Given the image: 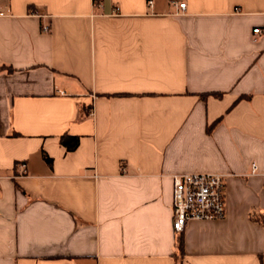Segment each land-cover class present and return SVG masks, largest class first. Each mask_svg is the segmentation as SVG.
Instances as JSON below:
<instances>
[{"label":"crops","instance_id":"0c3cea01","mask_svg":"<svg viewBox=\"0 0 264 264\" xmlns=\"http://www.w3.org/2000/svg\"><path fill=\"white\" fill-rule=\"evenodd\" d=\"M0 8V264H264V0ZM193 173L225 217L177 234Z\"/></svg>","mask_w":264,"mask_h":264},{"label":"built area","instance_id":"2783aa9c","mask_svg":"<svg viewBox=\"0 0 264 264\" xmlns=\"http://www.w3.org/2000/svg\"><path fill=\"white\" fill-rule=\"evenodd\" d=\"M151 6V2L148 3ZM185 10L184 3L173 2ZM3 9L0 8V14ZM48 31V27H43ZM253 29V33H259ZM22 171L25 165L21 164ZM255 172V166H252ZM225 175L209 173L175 174L172 176V230L179 234L190 221H220L225 217Z\"/></svg>","mask_w":264,"mask_h":264},{"label":"trees","instance_id":"16d2710c","mask_svg":"<svg viewBox=\"0 0 264 264\" xmlns=\"http://www.w3.org/2000/svg\"><path fill=\"white\" fill-rule=\"evenodd\" d=\"M4 69L8 70V72L11 71V69L6 68V67H1L0 71H2ZM60 144L62 146H64L67 151H73L78 146V138L77 137H72V136H69V135H63V136L60 137ZM176 246H177V249H178L179 253H182V242L177 240L176 241Z\"/></svg>","mask_w":264,"mask_h":264},{"label":"rangeland","instance_id":"374dc122","mask_svg":"<svg viewBox=\"0 0 264 264\" xmlns=\"http://www.w3.org/2000/svg\"><path fill=\"white\" fill-rule=\"evenodd\" d=\"M2 72L10 73L11 71L8 72V70L4 69V70H2Z\"/></svg>","mask_w":264,"mask_h":264}]
</instances>
